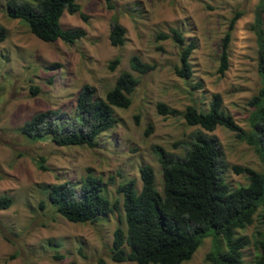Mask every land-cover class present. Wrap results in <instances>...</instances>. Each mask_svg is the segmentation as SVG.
<instances>
[{
	"label": "rangeland",
	"instance_id": "rangeland-1",
	"mask_svg": "<svg viewBox=\"0 0 264 264\" xmlns=\"http://www.w3.org/2000/svg\"><path fill=\"white\" fill-rule=\"evenodd\" d=\"M6 1L0 0V26L6 31L0 43V196L10 198L11 204L0 209V264H96L98 259L104 264H134L109 259L114 228H125L116 186L133 180L138 190V169L148 165L154 172V188L160 192V171L152 146L180 156L182 150L172 144L199 130L187 126L180 116L158 115L156 103L179 112L186 106L205 112L211 95L217 93L222 110L242 131L249 132L251 108L247 103L261 82L255 36L250 29L257 0H110V9L104 0H74L86 20L65 11L59 18L62 29L85 31L83 38L71 44L36 39L24 21L5 16ZM235 11L243 14L233 25L227 69L220 75V40ZM112 18L125 29L120 47L109 44ZM262 21L264 25V16ZM170 30L181 33L182 46L170 39H154L156 33ZM189 41L195 44L188 57L191 75L181 79L175 76L173 67L179 65L180 48ZM131 55L155 68L138 76L129 69ZM113 58L119 62L109 71L107 64ZM121 72L130 73L138 84L129 107L113 109L115 124L97 136L94 148L59 147L47 138L28 139L20 134L22 124L38 112L57 110L60 122L72 118L75 98L83 84L94 87L96 98H103ZM31 86L38 89L33 97L29 95ZM148 126L151 129L146 133ZM202 132L215 136L221 146V175L230 189L246 184L245 177L235 174L231 166L261 171L251 146L234 132L220 126ZM40 159L46 171L36 167ZM86 168L104 182L112 177L104 196L111 202L117 200L119 207L92 224L69 223L46 202V187L68 181L77 190ZM41 200L45 202L43 210L38 209ZM259 229L254 216L250 225L236 231L249 241L241 251L243 264H253L258 255L255 239ZM210 249L211 238L204 237L181 264H209L206 254Z\"/></svg>",
	"mask_w": 264,
	"mask_h": 264
},
{
	"label": "trees",
	"instance_id": "trees-1",
	"mask_svg": "<svg viewBox=\"0 0 264 264\" xmlns=\"http://www.w3.org/2000/svg\"><path fill=\"white\" fill-rule=\"evenodd\" d=\"M110 9V0H104ZM74 0H7L4 14L10 19H20L27 24L29 32L44 43L60 40L71 44L81 39L85 31L81 28L62 29L59 18L63 11L78 14L82 21L86 17L79 13ZM243 13L235 11L229 19L220 40L217 71L220 75L227 69V50L234 23ZM264 0H257L253 10L250 29L255 36L256 69L260 77L257 93L250 98L248 106L249 132L242 131L231 116L221 108V97L214 93L205 112L186 106L183 111L169 108L163 103L155 104L160 116H180L189 127H198L186 140L173 143L182 150L180 156L152 146L156 155L161 178V191L154 188V172L148 165L138 169L140 188L136 190L133 180L120 182L116 193L121 195L124 230L116 226L112 232L109 259L114 263L125 261L134 264H181L187 261L204 237L211 238V249L206 254L209 264H243L242 249L249 241L236 234L252 223L255 216L259 231L255 245L258 255L253 264H264ZM125 29L112 18L108 29V40L112 47L124 43ZM6 38L0 26V43ZM156 41L170 39L182 46L183 37L177 30L155 34ZM195 48L189 41L180 48L178 66L173 67L175 76L187 79L191 75L188 57ZM118 58L107 64L109 71L118 65ZM129 69L142 76L151 72L154 64L142 62L136 55L128 59ZM138 80L128 72H121L113 85L105 91L103 98L95 97L94 87L83 84L75 98L72 118L59 121L57 110H46L34 114L22 124L20 134L28 139L47 138L56 146H85L94 148L96 138L115 124L113 109H126L131 103V93ZM198 86V85H197ZM38 93L36 87L29 88L31 97ZM136 119V118H135ZM223 127L251 146L261 165V171L248 167L231 166L235 174H242L246 184L230 189L223 181V152L217 138L204 132ZM150 126L146 133L150 132ZM41 159L34 161L41 171L46 168ZM86 168L84 178L76 190L72 183L63 181L46 187V202L69 223H94L118 210V201H109L104 196L106 184ZM11 200L0 196V209L10 206ZM44 201L38 202L43 210ZM96 264H104L98 259Z\"/></svg>",
	"mask_w": 264,
	"mask_h": 264
}]
</instances>
